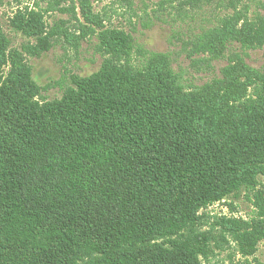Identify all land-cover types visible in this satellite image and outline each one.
I'll use <instances>...</instances> for the list:
<instances>
[{
	"label": "trees",
	"instance_id": "16d2710c",
	"mask_svg": "<svg viewBox=\"0 0 264 264\" xmlns=\"http://www.w3.org/2000/svg\"><path fill=\"white\" fill-rule=\"evenodd\" d=\"M12 23L36 43L11 48L0 27V264H202L215 226L247 256L264 241L261 192L259 221L224 217L203 231L199 214L264 177V74L236 54L221 78L188 90L168 54L137 68L134 38L103 29L100 69L42 100L49 86L27 56L63 28L46 31L35 11ZM233 42L263 47L264 17L233 16L195 47L219 59Z\"/></svg>",
	"mask_w": 264,
	"mask_h": 264
},
{
	"label": "rangeland",
	"instance_id": "374dc122",
	"mask_svg": "<svg viewBox=\"0 0 264 264\" xmlns=\"http://www.w3.org/2000/svg\"><path fill=\"white\" fill-rule=\"evenodd\" d=\"M90 4L100 25L87 23L80 0H0V27L11 40V48L22 50L23 46L36 43L13 26L19 13L41 14L46 31L57 26L63 28L49 51L40 57L27 56L35 81L42 87L49 86L42 93V100L60 99L72 84L71 76L86 77L100 69L105 54L98 33L103 29L119 30L134 38L133 64L137 68L145 65L149 52L168 54L188 90L221 78L222 69L235 60L236 54L241 55L247 66L264 74V46L244 49L233 42L219 59L195 47L199 38L221 28L233 16L264 17V0H90ZM82 25L94 28L96 34ZM64 32L80 39L67 38ZM257 192L264 194L263 176L258 177L256 190L241 191L201 210L199 214H205L202 230H211L213 222L224 217L259 221L260 209L253 197ZM221 233L218 226L212 229L217 242L211 243L207 257L199 258L202 264H264V241L247 256L239 242L230 235L222 240Z\"/></svg>",
	"mask_w": 264,
	"mask_h": 264
}]
</instances>
